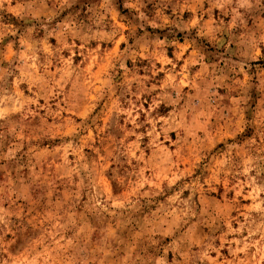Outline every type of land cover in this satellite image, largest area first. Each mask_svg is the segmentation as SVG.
Listing matches in <instances>:
<instances>
[{
    "label": "rangeland",
    "instance_id": "374dc122",
    "mask_svg": "<svg viewBox=\"0 0 264 264\" xmlns=\"http://www.w3.org/2000/svg\"><path fill=\"white\" fill-rule=\"evenodd\" d=\"M0 264H264V0H0Z\"/></svg>",
    "mask_w": 264,
    "mask_h": 264
}]
</instances>
